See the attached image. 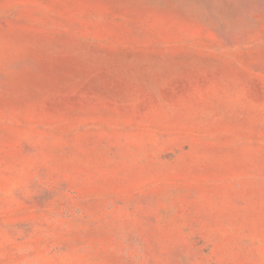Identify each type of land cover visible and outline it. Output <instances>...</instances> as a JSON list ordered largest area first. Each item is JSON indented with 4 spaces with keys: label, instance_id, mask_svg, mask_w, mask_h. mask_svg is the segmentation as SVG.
<instances>
[{
    "label": "rangeland",
    "instance_id": "1",
    "mask_svg": "<svg viewBox=\"0 0 264 264\" xmlns=\"http://www.w3.org/2000/svg\"><path fill=\"white\" fill-rule=\"evenodd\" d=\"M0 264H264V0H0Z\"/></svg>",
    "mask_w": 264,
    "mask_h": 264
}]
</instances>
